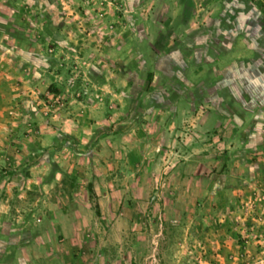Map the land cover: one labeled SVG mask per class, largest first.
Instances as JSON below:
<instances>
[{"label": "rangeland", "instance_id": "obj_1", "mask_svg": "<svg viewBox=\"0 0 264 264\" xmlns=\"http://www.w3.org/2000/svg\"><path fill=\"white\" fill-rule=\"evenodd\" d=\"M241 2L0 0V264H264V0Z\"/></svg>", "mask_w": 264, "mask_h": 264}, {"label": "crops", "instance_id": "obj_2", "mask_svg": "<svg viewBox=\"0 0 264 264\" xmlns=\"http://www.w3.org/2000/svg\"><path fill=\"white\" fill-rule=\"evenodd\" d=\"M233 1L232 14L235 15L237 24H239V19L242 18L244 20L245 17L247 18L248 14L250 15L251 12H249L247 9H244L241 0ZM225 5L228 6L227 3H225ZM253 15L254 14H251V17H254ZM237 39H239V37H237ZM230 56L238 57L234 53H230ZM12 63V61H9L7 58L0 55V136L1 132H3L6 127L12 123L14 114L18 109L16 92L19 90V88H17V81L19 77L18 75H15ZM21 88L23 89L24 87ZM21 100H24L23 96ZM23 103L24 102L22 101V107L24 106Z\"/></svg>", "mask_w": 264, "mask_h": 264}, {"label": "trees", "instance_id": "obj_3", "mask_svg": "<svg viewBox=\"0 0 264 264\" xmlns=\"http://www.w3.org/2000/svg\"><path fill=\"white\" fill-rule=\"evenodd\" d=\"M88 190H89V193L92 195L93 194V188H92L91 184L88 185ZM95 208H96V213L98 214V206L95 205Z\"/></svg>", "mask_w": 264, "mask_h": 264}, {"label": "built area", "instance_id": "obj_4", "mask_svg": "<svg viewBox=\"0 0 264 264\" xmlns=\"http://www.w3.org/2000/svg\"><path fill=\"white\" fill-rule=\"evenodd\" d=\"M250 1L253 2V3H259V2H262L263 0H250Z\"/></svg>", "mask_w": 264, "mask_h": 264}]
</instances>
